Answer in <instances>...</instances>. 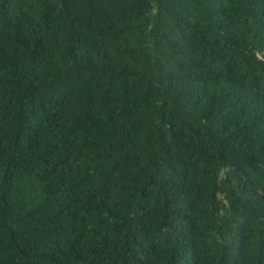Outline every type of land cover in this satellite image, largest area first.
Segmentation results:
<instances>
[{"label":"trees","instance_id":"trees-1","mask_svg":"<svg viewBox=\"0 0 264 264\" xmlns=\"http://www.w3.org/2000/svg\"><path fill=\"white\" fill-rule=\"evenodd\" d=\"M0 264H264V0H0Z\"/></svg>","mask_w":264,"mask_h":264}]
</instances>
